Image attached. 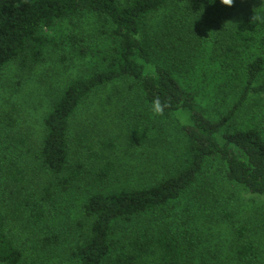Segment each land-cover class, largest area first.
<instances>
[{
  "label": "trees",
  "instance_id": "trees-1",
  "mask_svg": "<svg viewBox=\"0 0 264 264\" xmlns=\"http://www.w3.org/2000/svg\"><path fill=\"white\" fill-rule=\"evenodd\" d=\"M240 1L229 8L219 0H0V80L10 64L32 72L49 48L77 50L86 65L50 95L33 148L26 137H10L32 165L8 175L13 185L0 200V264H31L29 238L42 248L59 246L65 236L49 224L51 207L81 183L93 188L72 226L69 261L60 264H264V244L232 221L207 172L213 165L222 180L264 197V0H243L249 11ZM180 3L178 17L166 16L155 34L145 30L152 16ZM86 22L97 25L98 42L78 45ZM64 23L72 28L66 37ZM203 29L213 40L209 58L218 63L197 54ZM50 30L63 37L45 33ZM60 59L67 62L68 55ZM201 63L205 70L197 72L211 74L195 88L186 81L187 67ZM109 87L114 92L101 104L113 107L104 109L111 128L108 121L97 134L79 112ZM207 98L219 100L212 113L201 105ZM130 102L140 105L137 114ZM3 120L0 109V125ZM122 144L149 147L157 177L109 187ZM25 228L30 237H17Z\"/></svg>",
  "mask_w": 264,
  "mask_h": 264
},
{
  "label": "rangeland",
  "instance_id": "rangeland-1",
  "mask_svg": "<svg viewBox=\"0 0 264 264\" xmlns=\"http://www.w3.org/2000/svg\"><path fill=\"white\" fill-rule=\"evenodd\" d=\"M119 1L124 3L126 0ZM242 1L243 0H241L240 3L244 4ZM247 6V4H244L240 9L249 11ZM181 12L182 3L169 5L149 19L145 30H147L149 34H155L158 29L162 28V23L166 16L178 17ZM245 17L246 15L235 19L232 23L242 21ZM96 26L97 25L90 24L89 22L85 23L82 35H79L83 41L78 45H93L95 42H98L95 37ZM63 27L61 28V33L66 37L68 33L72 31V28H70L68 23H64ZM207 31V29H203L202 31L203 36L201 40L203 39V41L199 45V48L196 49L197 54L204 53V61L206 63H218L215 58H213V60L209 58V54L214 50L212 47V36L210 32L208 33ZM45 33L50 36H55L57 40L63 37L58 36L60 34L57 30L45 31ZM76 51L73 52L71 48L62 49V47H60L56 50L49 48L46 53V61L30 73L20 71L16 64L8 65L3 71V76L0 80V109L4 119L0 125V200L8 193L13 185L8 179L10 171L12 172L15 168H23L25 165H32L30 156L21 152V145H16L10 137H26L27 140L30 141V144H32V148L40 140L43 134L42 118L48 110L50 95L54 91H57L56 88L63 84L67 75L72 74V76H74L85 72L86 65H84V61L80 62L77 58ZM64 55H68L67 62H63V60L60 59V57ZM165 57V55H162L159 61L162 63L166 62ZM168 62L171 63V60L168 59ZM189 67L190 71L186 74V81H188L191 86L198 88L200 85L204 86V82L208 83L209 80L207 81V79L208 77L210 78L211 73L203 75L201 72H197L200 68L205 70L203 63L195 67L191 65L187 68ZM209 67L213 68V66ZM146 68L151 69L152 64L147 65ZM201 91L206 92L207 89L202 88ZM111 92H114V89L111 87L99 91L92 96L91 100L85 103L79 112V121L82 117H89L95 126V133L97 134L104 133L103 130L107 126L108 121L107 130L111 128L109 113L106 112V110H113V107L108 103L103 107L101 104L103 103L101 100L106 97V94ZM215 99L216 98L213 100L212 98H207L203 100L201 105L212 113L213 108L220 105L219 100L216 101ZM250 104L251 102L247 105V112L252 111ZM128 106L134 110V113L137 114L139 112L140 105L138 103L133 104L130 102ZM105 108L106 110H104ZM119 112H124V110L119 108ZM179 118L182 122H186L187 120L184 115H180ZM174 120L175 117L168 119L166 125H168L169 128H173ZM124 145L122 144L117 147V159L115 161L117 163L115 168L116 171L108 180L109 187L136 186L140 183L150 181L151 178L157 177L153 171H150L152 155L149 153V147L127 150ZM16 147L19 149H16ZM24 172H26V170H24ZM207 172L208 176L212 174L211 176L217 180L215 186L217 187V194H219L220 197L219 203L222 208L228 209L227 211L232 215V221H234L237 226L242 225L241 227L247 230L248 236L253 241L256 237L258 239L257 243L264 244V197L253 195L243 188H239L236 185L229 184L222 180L219 173L214 172L213 165L209 166ZM157 173L158 177H160L161 173L159 171H157ZM39 174H34V186H37L41 180V174ZM28 176L31 178L30 171L28 172ZM78 187V189L71 188L67 193L58 196L56 202H54V205L51 207L52 215L49 224L57 232L65 236V239L59 246L42 248L40 245L37 246L36 243L33 242V238H29L30 235L26 228L24 230L26 236L18 231L17 237L21 239L25 237L29 238L26 245L32 256L31 264H60L58 263L60 260L69 261L68 249L75 236V231L72 226L79 218L80 206L84 202L86 194L93 188L92 185L87 183H81ZM189 214H191V212ZM189 214L183 216L188 217ZM65 240L69 243H66ZM262 260L264 262V253L262 254ZM61 263L73 264L72 262Z\"/></svg>",
  "mask_w": 264,
  "mask_h": 264
},
{
  "label": "clouds",
  "instance_id": "clouds-1",
  "mask_svg": "<svg viewBox=\"0 0 264 264\" xmlns=\"http://www.w3.org/2000/svg\"><path fill=\"white\" fill-rule=\"evenodd\" d=\"M219 2H220L221 5H223V6H225V7H229V8L232 7L233 4H234V0H219ZM252 19L255 20L256 17L253 16ZM154 111H158V109H155V108H154Z\"/></svg>",
  "mask_w": 264,
  "mask_h": 264
}]
</instances>
